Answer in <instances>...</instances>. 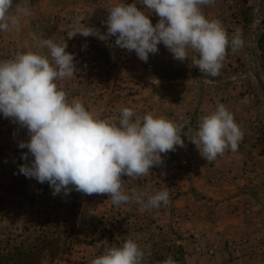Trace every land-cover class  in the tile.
I'll list each match as a JSON object with an SVG mask.
<instances>
[{"label":"rangeland","instance_id":"1","mask_svg":"<svg viewBox=\"0 0 264 264\" xmlns=\"http://www.w3.org/2000/svg\"><path fill=\"white\" fill-rule=\"evenodd\" d=\"M121 2L133 0H13L12 12L19 5L27 13L19 31H0V61L28 51L47 54L41 41L65 40L77 72L56 83L69 101L79 99L100 119L118 122L119 110L128 107L135 113L133 119L148 113L162 116L184 125L183 131L192 137L202 117L218 104L235 119L245 106L250 125L244 127L248 134L243 137H250L251 146L264 155V0H215L202 6L206 18L221 22L229 40L237 31L243 40L235 51L228 47L217 76L201 73L190 60L174 59L163 44L145 63L135 52L116 47L115 37H70L81 25L106 34L107 9ZM137 7L144 10L139 3ZM149 19L155 25L159 17L151 13ZM189 137L182 132L184 147L161 154L163 163L147 176L121 177L126 192L136 188L154 194L167 189V205L116 206L107 194L73 190L67 196H53L47 183L20 174L19 165L25 163L21 156L28 149L18 144L29 139L27 130L0 114V264H90L106 248L120 246L129 237L147 246L146 264H159L169 256L176 264H228L264 255L263 243L250 244L245 238L221 243L214 233L199 229L205 220L193 211L201 210L205 197L197 191L196 171L205 168V159ZM258 165L262 166L260 159L254 162ZM254 180L264 185V170ZM228 187L220 188L217 206L228 201ZM222 215L225 223L226 209Z\"/></svg>","mask_w":264,"mask_h":264},{"label":"clouds","instance_id":"2","mask_svg":"<svg viewBox=\"0 0 264 264\" xmlns=\"http://www.w3.org/2000/svg\"><path fill=\"white\" fill-rule=\"evenodd\" d=\"M215 0H133L107 9L106 34L77 26L70 37L96 36L101 40L115 37V46L135 52L147 63L163 44L178 61L190 60L203 74L217 76L229 46H243L239 31L229 40L219 20H209L202 11ZM137 3L144 10L137 7ZM13 0H0V31L20 30L21 17L27 10L19 5L12 12ZM147 10V12L145 11ZM159 17L153 25L149 14ZM47 54L28 51L0 61V114L27 130L29 139L18 144L25 163L19 173L38 183H47L52 195H69L73 190L84 195L107 194L113 205L134 203L145 209L169 203L167 189L154 194L133 188L125 191L122 176L136 180L147 176L163 163L162 155L184 147V125L151 113L135 118L128 107L119 110L118 122L100 119L83 103L67 98L56 83L76 76L73 54L67 43L52 39L41 41ZM194 55H189V53ZM243 132L233 114L218 104L202 117L195 135L189 137L200 155L214 161L226 149L235 152ZM29 155L32 159L29 161ZM147 246L134 238L122 245L106 248L90 264H146ZM159 264H176L171 257Z\"/></svg>","mask_w":264,"mask_h":264},{"label":"crops","instance_id":"3","mask_svg":"<svg viewBox=\"0 0 264 264\" xmlns=\"http://www.w3.org/2000/svg\"><path fill=\"white\" fill-rule=\"evenodd\" d=\"M240 111L241 117L234 118V120L246 135L248 131L244 130V127H248L250 123L249 118L245 117L247 114L245 106H242ZM251 143L250 137L247 139L243 137L235 152L230 148L226 149L224 154L218 155L214 161L205 160V168L196 171L197 191L205 197V200L199 203L204 208L199 206L201 210L193 212L195 216H201L205 220L200 224L202 227L199 229H204L208 234L214 233L221 243L226 240L245 238L250 241V244L263 243L264 245V185L263 182L254 180V177L263 173L264 155L258 154ZM257 159L262 161L263 167L254 166ZM246 163L247 166H245ZM227 186H229L227 190L229 199L217 206L218 192L221 191L220 188ZM225 209L226 222L223 223L222 214ZM211 222L215 225L211 226ZM250 244L245 246L247 251H249ZM245 260L246 258L234 262L229 261L228 264H243L244 262L264 264V255L248 256V260ZM212 262L215 264L214 261Z\"/></svg>","mask_w":264,"mask_h":264}]
</instances>
